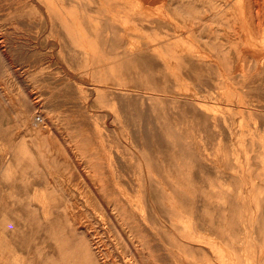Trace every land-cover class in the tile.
Instances as JSON below:
<instances>
[{"label":"rangeland","instance_id":"rangeland-1","mask_svg":"<svg viewBox=\"0 0 264 264\" xmlns=\"http://www.w3.org/2000/svg\"><path fill=\"white\" fill-rule=\"evenodd\" d=\"M70 1L0 0V264H264V0Z\"/></svg>","mask_w":264,"mask_h":264},{"label":"bare ground","instance_id":"bare-ground-1","mask_svg":"<svg viewBox=\"0 0 264 264\" xmlns=\"http://www.w3.org/2000/svg\"><path fill=\"white\" fill-rule=\"evenodd\" d=\"M64 1V0H63ZM68 1H70V0H68ZM72 1V0H71ZM70 1V2H71ZM80 1V0H79ZM83 1V0H82ZM84 1H86V0H84ZM83 1V2H84ZM97 1H99V0H97ZM115 1H117V0H115ZM115 1H113V2H115ZM161 1V0H160ZM41 2V1H40ZM43 2V1H42ZM46 2V1H45ZM44 2V3H45ZM66 2V1H65ZM69 2V3H70ZM81 2V1H80ZM91 2V1H90ZM89 2V3H90ZM112 1H110V2H106V1H104V3H101V2H98V3H96L95 5H98L99 3H100V5H102V6H100V7H98L99 8V10L97 11V13H95V16H94V18H97V19H104V17H106V18H108V17H110L111 16V14H113V15H116L117 13H118V11H115L114 9H112V8H115L113 5H115L114 3H113ZM155 2V1H154ZM159 2V1H158ZM165 2V1H164ZM64 3V2H63ZM68 3V2H67ZM78 3V2H77ZM82 3V2H81ZM147 3V0H144L143 2H142V6H143V4H146ZM56 4V3H55ZM61 4V3H60ZM91 4V3H90ZM111 4H113L111 7L110 6H107V5H111ZM120 4V3H119ZM148 4V3H147ZM160 4V3H159ZM44 5H46V3L44 4ZM67 5V4H66ZM85 5V4H84ZM152 5V4H151ZM74 6H76V5H74ZM93 6V5H92ZM146 6V5H145ZM145 6H143L144 8H145ZM88 7V6H87ZM117 7V6H116ZM65 8V7H64ZM89 8V7H88ZM143 8V9H144ZM66 9H68V8H66ZM65 9V10H66ZM69 9H70V7H69ZM72 9V8H71ZM117 9V8H116ZM50 10V9H49ZM73 10V9H72ZM72 10H70V11H72ZM118 10H119V8H118ZM121 10V9H120ZM51 11V10H50ZM70 11H68V12H70ZM74 11H75V9H74ZM91 11V10H90ZM124 11V10H123ZM143 11V10H142ZM78 12V11H77ZM132 12V11H131ZM53 12H51V14H52ZM75 13V12H74ZM90 13V12H89ZM136 13V12H135ZM134 13V14H135ZM43 14H45V13H43ZM54 14V13H53ZM92 14V13H91ZM119 14V13H118ZM117 14V15H118ZM90 15V14H89ZM133 15V14H132ZM142 15H143V13H142ZM145 15V14H144ZM92 16V18H93V15H91ZM120 16V14L118 15V17ZM64 17V16H63ZM81 17V16H80ZM115 17H117V16H115ZM117 17V18H118ZM121 17V16H120ZM52 18H53V16H52ZM112 18H114V16L112 17ZM116 18V19H117ZM134 18V17H133ZM64 19V18H63ZM66 19V18H65ZM86 19V18H85ZM108 19H110V18H108ZM131 19H132V17H131ZM114 20V19H113ZM133 20V19H132ZM137 20V19H136ZM70 21V20H69ZM93 21H94V19H93ZM112 21V20H111ZM84 22V21H83ZM90 22V21H89ZM106 22V21H105ZM131 22V21H130ZM110 23V22H109ZM139 23V22H138ZM156 23V22H155ZM92 24H94V23H92ZM99 24V23H98ZM133 24H135L134 22H133ZM152 24V23H151ZM156 24H158V23H156ZM141 25V24H140ZM142 25H143V23H142ZM146 25V24H145ZM154 25V24H153ZM113 26H115L116 27V24L115 25H113ZM139 26V25H138ZM90 27L92 28V26L90 25ZM140 27V26H139ZM144 27V26H143ZM148 27H150V26H148ZM79 30H80V28H78ZM114 30V29H116V28H111V27H109V28H107V27H105V31L106 30ZM128 29H131V28H128ZM127 28H124V30H128ZM85 30V29H84ZM88 30H94L95 32L96 31H100V30H102L100 27H96L95 29H86V32L88 31ZM93 31V32H94ZM104 31V29L101 31V32H103ZM104 31V32H105ZM91 32V31H90ZM260 68V67H259ZM263 70H264V68H263ZM258 71V70H257ZM262 71V70H261ZM263 72V71H262ZM252 74V73H251ZM253 75V74H252ZM259 112V111H258ZM40 122V121H39ZM39 124V123H38ZM223 128V127H222ZM263 176V175H262ZM258 179H260L259 178V175H258ZM264 179V178H263ZM262 180V179H261ZM264 186V185H263ZM254 188V187H253ZM252 188V189H253ZM253 193V192H252ZM261 194V193H260ZM264 207V206H263ZM256 213V212H255ZM250 221V220H249ZM258 231V230H257ZM253 235V234H252ZM238 237H239V235H238ZM246 237V236H245ZM248 238H249V236H247ZM246 237V238H247ZM237 238V237H236ZM246 238L244 239V240H246ZM238 239V238H237ZM242 240V239H241ZM243 240V241H244ZM248 240V239H247ZM249 241V240H248ZM238 242V241H237ZM247 242V241H246ZM251 242V241H250ZM260 242H261V240H260ZM240 243V242H239ZM247 244V243H246ZM240 245V244H239ZM243 245V244H242ZM263 245V244H262ZM241 246V245H240ZM239 247V246H238ZM242 247V246H241ZM264 247V246H263ZM240 248V247H239ZM258 249V248H257ZM242 250V249H241ZM241 250H240V253H241ZM243 250H245V249H243ZM251 250V249H250ZM259 250V249H258ZM146 251V253H147V250H145ZM261 251V250H260ZM245 252V251H244ZM251 252V251H250ZM262 253H263V251H261ZM247 253V252H246ZM261 253V254H262ZM245 254V253H244ZM237 255V254H236ZM259 256V255H258ZM237 257V256H236ZM244 257V256H243ZM241 258V257H240ZM257 258V257H256ZM237 259H239V257H237ZM244 259H246V257L244 258ZM254 260H256L255 258H253ZM234 260H236V259H234ZM241 260V259H240ZM248 260V259H247ZM151 261V260H150ZM236 262V261H235ZM251 262H253L252 264H256V263H254V262H256V261H251ZM259 261H257V263H258ZM238 263V262H237ZM245 263V262H244ZM123 264H130L129 263V261H126L125 259H123Z\"/></svg>","mask_w":264,"mask_h":264},{"label":"built area","instance_id":"built-area-1","mask_svg":"<svg viewBox=\"0 0 264 264\" xmlns=\"http://www.w3.org/2000/svg\"><path fill=\"white\" fill-rule=\"evenodd\" d=\"M39 119V121H40V118H38Z\"/></svg>","mask_w":264,"mask_h":264}]
</instances>
